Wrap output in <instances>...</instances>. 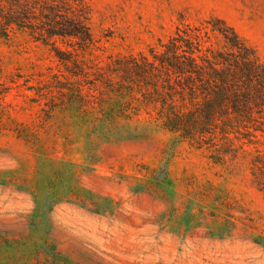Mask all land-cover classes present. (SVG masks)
<instances>
[{
    "label": "rangeland",
    "instance_id": "1",
    "mask_svg": "<svg viewBox=\"0 0 264 264\" xmlns=\"http://www.w3.org/2000/svg\"><path fill=\"white\" fill-rule=\"evenodd\" d=\"M87 2L90 61L218 18L264 62V0ZM95 95L28 34L0 38V264H264V135L231 134L214 159L168 133L91 137L75 109Z\"/></svg>",
    "mask_w": 264,
    "mask_h": 264
},
{
    "label": "trees",
    "instance_id": "2",
    "mask_svg": "<svg viewBox=\"0 0 264 264\" xmlns=\"http://www.w3.org/2000/svg\"><path fill=\"white\" fill-rule=\"evenodd\" d=\"M16 31L48 47L66 74L89 82L97 107L75 114L91 137L168 133L214 159L221 154L213 150L231 134L264 135V62L221 19L182 20L149 55L115 57L106 65L90 61L97 47L87 0H0V38ZM256 164L264 194V160Z\"/></svg>",
    "mask_w": 264,
    "mask_h": 264
}]
</instances>
